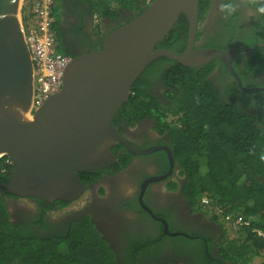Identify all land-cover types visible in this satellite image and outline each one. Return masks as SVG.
Returning a JSON list of instances; mask_svg holds the SVG:
<instances>
[{"label":"trees","instance_id":"trees-1","mask_svg":"<svg viewBox=\"0 0 264 264\" xmlns=\"http://www.w3.org/2000/svg\"><path fill=\"white\" fill-rule=\"evenodd\" d=\"M77 1L91 7L94 20L98 19L100 22L98 28L102 24L101 17L116 19L122 9L138 11V15L152 0ZM209 1L200 0L201 20ZM62 3V0H56L54 6L57 50L73 58L79 55L78 51L67 49L62 44V37L67 31L59 28L63 20ZM233 3V0H226L224 4ZM239 14V10L238 13L229 11L228 19L221 20L224 24L222 35L208 38L202 46L226 49L229 37L237 34L242 26L234 21ZM137 15L131 16L124 23ZM255 23L251 28L261 25L260 21ZM71 31L85 33L88 37L90 35L79 24H73ZM203 31L200 25L197 41ZM188 34L189 21L185 14H181L173 30L158 43L157 48L182 52L186 48ZM97 35L105 36L100 32ZM242 41L245 46L256 43L253 36ZM253 51V56H249L246 64L247 71L240 74L244 85L249 87L261 85L247 76L253 71L264 70V47L259 45ZM217 64L222 68L218 75L210 79ZM233 64L236 66L235 61ZM151 73H160L168 87L164 91L165 102L143 90L144 81ZM225 75L229 73L219 58L193 68L161 57L153 61L135 81L129 99L117 114L130 125L135 122L132 117L137 120L150 116L156 120L157 131L168 132V145L175 161L180 165L181 175H185L183 192L193 205L201 203V199L207 197L220 211H213L215 215L222 217L232 214L235 218L241 216L249 222L234 229L236 237H223L217 258L210 259L203 253L197 264H251L254 259L264 257V159H261L264 156V92L244 93L235 86V81L228 82L226 89L220 90L213 85V80L217 81L220 76ZM161 143L163 141L158 142ZM154 154L165 157L162 150ZM130 155L122 153L119 162L108 169L125 167ZM165 165H168L166 158ZM12 168V165H5V158H0V182L10 179L9 171ZM99 173L100 170L85 171L79 172V176L88 183L91 180L85 178L86 175L98 176ZM174 186L173 183L172 187ZM0 189L12 196L6 188ZM37 200L41 201L40 209H48L47 204L43 205L44 200ZM57 203L62 207L66 206V202L61 200ZM69 225L65 232L45 235L31 232L30 224L24 226L11 221L8 206L0 194V264H139L143 248L149 242L147 238L145 245L134 246L130 251L125 248L118 254L107 238L98 231L90 216L73 218ZM173 241L178 248L181 247L179 242L187 243L190 250L195 243V240L185 236L175 237Z\"/></svg>","mask_w":264,"mask_h":264},{"label":"water","instance_id":"water-1","mask_svg":"<svg viewBox=\"0 0 264 264\" xmlns=\"http://www.w3.org/2000/svg\"><path fill=\"white\" fill-rule=\"evenodd\" d=\"M22 4L23 0H0V158L9 157L13 167L4 186L20 197L51 203L75 201L86 188L79 172L104 169L117 162L112 147L119 143L134 154L165 149L170 172L174 158L169 147H137L113 124L135 81L161 57L186 67H201L219 58L242 91H264L242 84L232 65L234 50L195 47L200 0H152L142 13L109 31L100 48L71 58L60 90L30 119L34 73ZM181 14L189 21L185 50L157 48Z\"/></svg>","mask_w":264,"mask_h":264},{"label":"flooded vegetation","instance_id":"flooded-vegetation-1","mask_svg":"<svg viewBox=\"0 0 264 264\" xmlns=\"http://www.w3.org/2000/svg\"><path fill=\"white\" fill-rule=\"evenodd\" d=\"M62 1L63 20L59 28L67 30L66 35L62 37L63 46L67 49L77 50L79 55L87 53L91 48H100L105 36L94 34L98 24L94 20L91 7L86 3H79L77 0ZM225 1H209L203 19L201 20L200 17V25L204 31L198 41L196 38L195 47L223 49L202 45L208 38L222 35L224 24L221 23V20L228 19L229 12L228 10H221V5ZM233 1L232 11L235 13H238V10L240 11L234 21L242 26L239 27L237 34L229 37L226 49L223 50H234L232 65L241 79L240 74L247 71L246 64L249 61V56H253V50L259 45L264 47V18H262L264 13L259 12V8L264 6V0ZM137 13L138 11L133 12L127 9L120 11L119 17L116 19L101 17L102 24L98 27L102 30H99L100 33L106 35L109 31L118 27L120 23L126 22ZM255 21H260L261 25L251 28L253 24H256ZM73 24H79L81 28L83 26L85 32L90 33L89 37L85 33L71 31ZM251 36L256 39V43L253 46H245L242 40ZM87 37L88 39L85 41ZM234 61L236 66L233 64ZM224 65L229 75L220 76L217 81L213 80V85L220 90H224L228 82L235 81V86L240 89L237 80L229 72L225 63ZM221 68L222 66L217 64L209 78L218 75ZM249 77L252 80L255 79L257 85H261L250 87L264 88V70L260 72L253 71L252 74L247 76V78ZM241 82L244 85L242 79ZM167 88L160 73H151L144 81L143 90L160 97L165 102L164 91ZM260 92L264 91L251 92L250 94ZM117 114L113 119L116 131L134 145L140 148L167 146L171 150L168 145V143L170 144L168 132L160 133L157 131L155 129V119L144 116L136 120L135 117H132L135 122L130 125L128 121L122 116H117ZM262 128L264 129V119ZM159 141H163V143L158 144ZM112 149L117 154V162H119L122 153L131 154L127 165L117 170L108 169L117 163L115 162L104 169H100L98 176L89 177L86 175L85 178L87 177L91 182L85 183L83 181L86 186L84 194L75 201L61 200L66 202L64 207L57 203L58 200L53 203L44 200L43 205L47 204L49 207L43 211L40 209L41 201H38L36 197L24 198L15 194L10 196L6 191L0 189L1 197L8 206L11 221L24 226L30 224L31 232L45 235L65 232L67 227H70L69 222L73 218H79L82 215L90 216L98 231L107 238L111 247L118 254L122 253L125 248L130 251L131 248H135L134 246L145 245L148 238L149 242L143 248L144 252L139 257V259L141 258L139 264H158L159 262L197 264V261L200 263L203 253L210 259L211 257L212 259L217 258L220 254V244L223 237L228 235L226 225L221 216L213 215L201 203L193 205L186 197L183 192L185 175H181L180 165L175 159L172 170L169 172V158L167 151L163 148L144 154H134L119 143L114 145ZM161 150L165 152V157L154 154L156 151ZM165 158L168 165H165ZM164 174L167 175L156 179V177ZM9 180L0 182V188H6L4 185ZM173 183L174 187H172ZM22 200H26V202ZM80 200H82L81 203L74 205V202ZM39 220L42 222L38 223ZM176 232L179 233L176 234ZM179 236L195 240L191 250L187 243L179 242L181 247H176L173 240Z\"/></svg>","mask_w":264,"mask_h":264},{"label":"built area","instance_id":"built-area-1","mask_svg":"<svg viewBox=\"0 0 264 264\" xmlns=\"http://www.w3.org/2000/svg\"><path fill=\"white\" fill-rule=\"evenodd\" d=\"M23 27L33 63V97L29 118L32 119L36 110L54 93L58 92L63 84L71 57L57 50V38L54 31V6L56 0H23ZM26 9V11H25ZM11 163L5 158V165ZM202 203L210 209H216L207 197ZM226 220L234 228L249 224L240 217L227 215Z\"/></svg>","mask_w":264,"mask_h":264},{"label":"clouds","instance_id":"clouds-1","mask_svg":"<svg viewBox=\"0 0 264 264\" xmlns=\"http://www.w3.org/2000/svg\"><path fill=\"white\" fill-rule=\"evenodd\" d=\"M221 10L223 11V10H228V11H232L233 9H232V5L231 4H222L221 5ZM23 12H24V8H23V5H22V18H23ZM259 12H261V13H264V6H261L260 8H259ZM23 20V19H22ZM96 20V22H97V24L99 23V21H98V19H95ZM184 51V50H183ZM206 65V64H205ZM1 158H9V157H7V156H2ZM10 159V158H9ZM261 159H264V156H261ZM8 165H12V163H10V164H8ZM77 200V199H76ZM201 204L202 205H204L203 203H202V199H201ZM210 212H212L213 213V211H215V212H220V211H218V207H217V205H216V209H210L208 206H206V205H204ZM213 214H215V213H213ZM227 215H232V214H227ZM227 215H223L221 218H222V220H223V222L225 223V225H226V228L228 227V229L229 230H232V231H234V228L228 223V221L226 220V216ZM233 216V215H232ZM234 217V216H233ZM240 217V216H239ZM243 218V217H242ZM244 219V218H243ZM245 220V219H244ZM247 221V220H246Z\"/></svg>","mask_w":264,"mask_h":264},{"label":"rangeland","instance_id":"rangeland-1","mask_svg":"<svg viewBox=\"0 0 264 264\" xmlns=\"http://www.w3.org/2000/svg\"><path fill=\"white\" fill-rule=\"evenodd\" d=\"M124 10H127V9H122L120 11H124ZM22 201L26 202V200H22ZM81 202H82V200L74 202V205H77V204H79ZM227 234H228L229 238H233V237L237 236L236 232L232 231V230H229L228 227H227ZM262 262H264V257H258L256 259H254V261L251 264H261Z\"/></svg>","mask_w":264,"mask_h":264},{"label":"crops","instance_id":"crops-1","mask_svg":"<svg viewBox=\"0 0 264 264\" xmlns=\"http://www.w3.org/2000/svg\"><path fill=\"white\" fill-rule=\"evenodd\" d=\"M25 11H26V10H25ZM99 24H100V22H99ZM100 29H101V28H96V29H95V32H96V33H94V34L96 35V34H98L100 31H102V30H100ZM99 30H100V31H99ZM103 32L105 33V31H103ZM96 36H97V35H96Z\"/></svg>","mask_w":264,"mask_h":264}]
</instances>
